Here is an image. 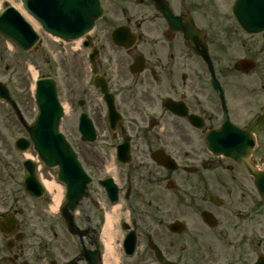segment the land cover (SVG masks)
<instances>
[{
	"label": "flooded vegetation",
	"instance_id": "obj_1",
	"mask_svg": "<svg viewBox=\"0 0 264 264\" xmlns=\"http://www.w3.org/2000/svg\"><path fill=\"white\" fill-rule=\"evenodd\" d=\"M235 1L101 0L69 83L90 181L53 212L7 162L0 264H264V30Z\"/></svg>",
	"mask_w": 264,
	"mask_h": 264
},
{
	"label": "water",
	"instance_id": "obj_2",
	"mask_svg": "<svg viewBox=\"0 0 264 264\" xmlns=\"http://www.w3.org/2000/svg\"><path fill=\"white\" fill-rule=\"evenodd\" d=\"M23 2L46 29L67 38L86 34L102 14L100 0H23ZM234 13L248 30L259 31L264 28V0H238L234 6ZM0 31L13 38L23 50L31 49L39 39L33 26L13 6L0 12ZM0 97L9 100L24 121L8 87L1 81ZM36 99L39 107L38 117L33 125H27L35 148L46 164L60 166L59 178L67 184V198L74 196L78 198L81 196L83 170L68 141L59 130L63 108L53 78L42 77L37 80ZM30 144L31 141L27 138L17 140L18 147L23 150ZM26 164L29 169L27 189L31 193L41 195L44 188L37 178L36 164L30 159Z\"/></svg>",
	"mask_w": 264,
	"mask_h": 264
},
{
	"label": "rangeland",
	"instance_id": "obj_3",
	"mask_svg": "<svg viewBox=\"0 0 264 264\" xmlns=\"http://www.w3.org/2000/svg\"><path fill=\"white\" fill-rule=\"evenodd\" d=\"M18 3L23 4L22 0H0V10L9 5L18 8ZM30 21L34 25L35 22ZM38 24L39 27L36 29L41 35V40L29 52H23L12 40L0 33V80L9 87L26 121L33 123L37 114L34 97L36 77L33 74V68L37 71V77L41 74L55 77L58 80L60 100L66 105L67 109L61 128L69 136V105L73 97L69 89L70 73L72 71L78 74L83 73V69H70L76 63L74 59L77 47H75V44L66 43L53 37L44 30L39 22ZM19 136H28L27 130L17 119L12 107L3 99H0V173H5L4 167L7 162H10L13 167L12 172L18 174V177L13 181L14 187L21 183L22 173L24 172L21 162L28 154L35 161L40 162L37 151L33 147L27 152L16 149L15 140ZM39 166H41V174L48 178L51 177V173L55 174L57 170V168L50 169L42 163Z\"/></svg>",
	"mask_w": 264,
	"mask_h": 264
},
{
	"label": "bare ground",
	"instance_id": "obj_4",
	"mask_svg": "<svg viewBox=\"0 0 264 264\" xmlns=\"http://www.w3.org/2000/svg\"><path fill=\"white\" fill-rule=\"evenodd\" d=\"M19 10L26 16L28 19L33 20L35 23V27H39L38 22L34 19L33 16H31L26 9L24 8L22 3H18ZM76 45L80 44V41L77 40V42H74ZM33 74L35 77H37V71L33 68ZM27 156H30L29 154ZM44 184L47 187V189L53 194V209L55 210L62 198L63 194V187L59 183H57L55 180H49L44 178ZM105 233H106V254L108 258L110 256H114V248H113V241H114V230L112 225V215H108V223L105 226Z\"/></svg>",
	"mask_w": 264,
	"mask_h": 264
}]
</instances>
